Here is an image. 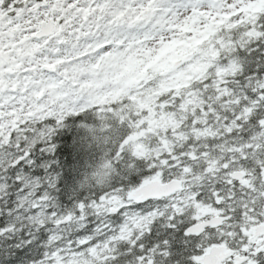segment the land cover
Wrapping results in <instances>:
<instances>
[{
	"label": "snow or ice",
	"instance_id": "6c2138e0",
	"mask_svg": "<svg viewBox=\"0 0 264 264\" xmlns=\"http://www.w3.org/2000/svg\"><path fill=\"white\" fill-rule=\"evenodd\" d=\"M0 264H264V0H0Z\"/></svg>",
	"mask_w": 264,
	"mask_h": 264
}]
</instances>
